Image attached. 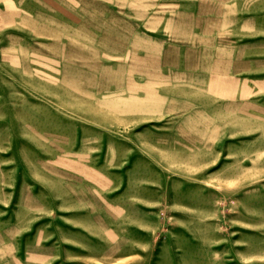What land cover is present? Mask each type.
<instances>
[{
    "label": "rangeland",
    "instance_id": "1",
    "mask_svg": "<svg viewBox=\"0 0 264 264\" xmlns=\"http://www.w3.org/2000/svg\"><path fill=\"white\" fill-rule=\"evenodd\" d=\"M0 264H264V0H0Z\"/></svg>",
    "mask_w": 264,
    "mask_h": 264
}]
</instances>
